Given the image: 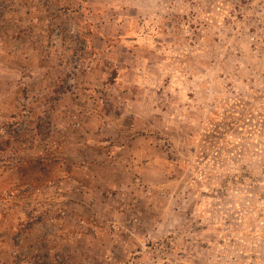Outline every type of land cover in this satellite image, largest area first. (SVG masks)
<instances>
[{
	"label": "rangeland",
	"instance_id": "374dc122",
	"mask_svg": "<svg viewBox=\"0 0 264 264\" xmlns=\"http://www.w3.org/2000/svg\"><path fill=\"white\" fill-rule=\"evenodd\" d=\"M263 99L264 0H0V264H264Z\"/></svg>",
	"mask_w": 264,
	"mask_h": 264
},
{
	"label": "crops",
	"instance_id": "0c3cea01",
	"mask_svg": "<svg viewBox=\"0 0 264 264\" xmlns=\"http://www.w3.org/2000/svg\"><path fill=\"white\" fill-rule=\"evenodd\" d=\"M263 101H264V99H263ZM264 102H262V104H263ZM237 104H240L241 105V102H237ZM246 104V103H245ZM240 105H237L234 109H235V114L236 115H239V116H241V114H240V112H238V111H240ZM253 114H250V116H252ZM256 118H259L260 120L258 121L259 123H258V125L257 126H253L252 127V136L254 137H261V135L263 136L264 135V115L262 114H259ZM255 116L253 115V120H252V122L254 123L255 122ZM259 127V128H258Z\"/></svg>",
	"mask_w": 264,
	"mask_h": 264
}]
</instances>
